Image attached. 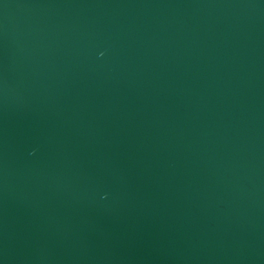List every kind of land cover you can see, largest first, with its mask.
<instances>
[{
	"label": "water",
	"instance_id": "95a60500",
	"mask_svg": "<svg viewBox=\"0 0 264 264\" xmlns=\"http://www.w3.org/2000/svg\"><path fill=\"white\" fill-rule=\"evenodd\" d=\"M0 264H264V0H0Z\"/></svg>",
	"mask_w": 264,
	"mask_h": 264
}]
</instances>
